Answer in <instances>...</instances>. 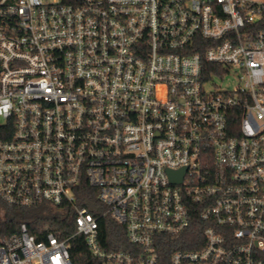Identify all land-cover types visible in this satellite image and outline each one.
<instances>
[{"label": "built area", "instance_id": "obj_1", "mask_svg": "<svg viewBox=\"0 0 264 264\" xmlns=\"http://www.w3.org/2000/svg\"><path fill=\"white\" fill-rule=\"evenodd\" d=\"M0 202L75 228L0 226V264H264V0H0Z\"/></svg>", "mask_w": 264, "mask_h": 264}, {"label": "trees", "instance_id": "obj_2", "mask_svg": "<svg viewBox=\"0 0 264 264\" xmlns=\"http://www.w3.org/2000/svg\"><path fill=\"white\" fill-rule=\"evenodd\" d=\"M76 205L86 207L96 215L104 210L103 206L96 200L94 190L86 185H81L76 194ZM25 223L30 234L41 239L40 230L51 231L60 239L71 236L74 231V209L69 205L54 208L47 204L25 209L10 210L0 202V226L14 231L19 224ZM99 226L103 236H108L110 247L119 248L124 244V233L122 227L115 224L109 217H99ZM68 252L72 264H98L94 259L81 236L75 235L68 240ZM103 246L105 244L102 240Z\"/></svg>", "mask_w": 264, "mask_h": 264}, {"label": "water", "instance_id": "obj_3", "mask_svg": "<svg viewBox=\"0 0 264 264\" xmlns=\"http://www.w3.org/2000/svg\"><path fill=\"white\" fill-rule=\"evenodd\" d=\"M182 175H183V170L176 172L168 171L169 179L173 183H179L181 181Z\"/></svg>", "mask_w": 264, "mask_h": 264}]
</instances>
